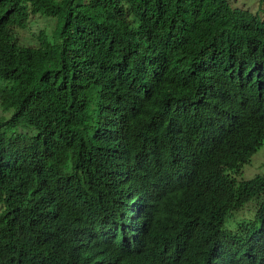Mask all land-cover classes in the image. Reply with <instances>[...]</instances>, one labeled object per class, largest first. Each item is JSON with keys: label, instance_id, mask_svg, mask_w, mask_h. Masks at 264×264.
I'll use <instances>...</instances> for the list:
<instances>
[{"label": "trees", "instance_id": "16d2710c", "mask_svg": "<svg viewBox=\"0 0 264 264\" xmlns=\"http://www.w3.org/2000/svg\"><path fill=\"white\" fill-rule=\"evenodd\" d=\"M259 3L0 0V264H264Z\"/></svg>", "mask_w": 264, "mask_h": 264}, {"label": "rangeland", "instance_id": "374dc122", "mask_svg": "<svg viewBox=\"0 0 264 264\" xmlns=\"http://www.w3.org/2000/svg\"><path fill=\"white\" fill-rule=\"evenodd\" d=\"M233 6L246 8L254 13L259 11V0H230ZM56 28V21L52 17L35 16L30 22V26L23 29H18V38L21 42L27 45H37L39 43V33L45 31L49 36L54 35ZM258 173H264V144L263 146L252 156L249 164L244 166L241 178L249 179ZM249 202L244 209L234 214L229 220L230 226H235L237 220L242 218H248L255 214L256 203Z\"/></svg>", "mask_w": 264, "mask_h": 264}]
</instances>
